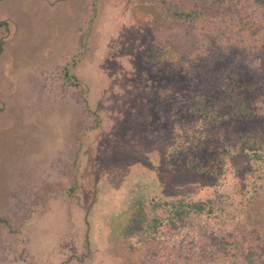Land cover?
Masks as SVG:
<instances>
[{
  "label": "rangeland",
  "instance_id": "rangeland-1",
  "mask_svg": "<svg viewBox=\"0 0 264 264\" xmlns=\"http://www.w3.org/2000/svg\"><path fill=\"white\" fill-rule=\"evenodd\" d=\"M186 8L223 13L214 0H0V264H128L137 193L213 199L262 232L264 264V162L237 144L256 132L264 154V75L241 79L248 116L211 101L194 139L191 71L141 62L159 44L196 48Z\"/></svg>",
  "mask_w": 264,
  "mask_h": 264
},
{
  "label": "trees",
  "instance_id": "trees-1",
  "mask_svg": "<svg viewBox=\"0 0 264 264\" xmlns=\"http://www.w3.org/2000/svg\"><path fill=\"white\" fill-rule=\"evenodd\" d=\"M214 1L222 14L194 8L176 12L196 31L193 51L183 54L159 44L141 55V62L154 70L176 65L191 71L195 88L188 108L192 118L186 119L184 131L194 139L199 135L197 126H207L219 106L229 108L234 117L248 116L250 110L240 97L241 79L245 74L264 75V0H252V7L242 11L243 0ZM211 101L218 107H212ZM237 144L243 153L264 162L258 133H241ZM194 166L200 170L198 164ZM125 212L121 232L128 264H137L144 252L153 257L160 253L170 259L169 264H242V259L255 264V244L263 236L258 230L245 232L241 224L236 225L235 214L226 213L211 198H145L137 193ZM259 249L264 252V246Z\"/></svg>",
  "mask_w": 264,
  "mask_h": 264
}]
</instances>
